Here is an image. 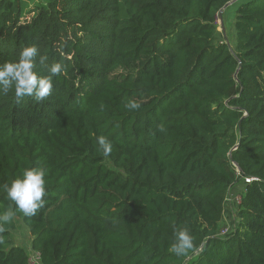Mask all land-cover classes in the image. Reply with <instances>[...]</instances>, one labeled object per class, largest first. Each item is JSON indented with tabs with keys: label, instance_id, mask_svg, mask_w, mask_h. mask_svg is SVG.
<instances>
[{
	"label": "trees",
	"instance_id": "obj_1",
	"mask_svg": "<svg viewBox=\"0 0 264 264\" xmlns=\"http://www.w3.org/2000/svg\"><path fill=\"white\" fill-rule=\"evenodd\" d=\"M16 1L0 0V64L34 44L35 70L61 72L41 101L0 94V213L4 183L46 170L44 206L0 232V264H29L18 221L40 264H264V0L237 4L232 38L217 24L232 0H45L24 23Z\"/></svg>",
	"mask_w": 264,
	"mask_h": 264
},
{
	"label": "clouds",
	"instance_id": "obj_2",
	"mask_svg": "<svg viewBox=\"0 0 264 264\" xmlns=\"http://www.w3.org/2000/svg\"><path fill=\"white\" fill-rule=\"evenodd\" d=\"M46 60L47 57L39 54L36 45L24 46L16 61L0 64V94L14 90L17 98L30 96L41 101L48 97L53 89L52 78L61 72V65L53 63L47 66L46 73L37 72L35 70L37 62L44 67ZM125 106L129 110L140 107L134 100H130ZM98 144L105 156L110 155L112 145L105 136L98 137ZM45 175L46 170L41 166L25 167L18 175L2 185L6 198L13 202V211L0 213V232L12 222L15 213L31 217L44 206ZM174 235L176 242L172 245L171 251L183 255L193 249V238L187 228L174 229ZM0 243L3 241L0 240Z\"/></svg>",
	"mask_w": 264,
	"mask_h": 264
},
{
	"label": "rangeland",
	"instance_id": "obj_3",
	"mask_svg": "<svg viewBox=\"0 0 264 264\" xmlns=\"http://www.w3.org/2000/svg\"><path fill=\"white\" fill-rule=\"evenodd\" d=\"M45 0H17V5L19 6L20 14H21V23H24L29 20L34 15V6L37 4H40L44 2ZM237 0L231 2L230 5H228L226 8H224L222 12V26L223 29H221L220 26V20L217 18V24L219 29L222 30L223 36L227 38L233 37V16L234 11L233 8L236 6ZM225 14V16H224ZM226 30V31H225ZM240 189L241 185L238 184L235 187L231 188L229 195L227 197V202L225 204L224 208V221L221 227V234L225 233L226 231H230L234 224V217H236L235 210L238 205V199L240 198ZM224 230V232H222ZM12 242L16 243L20 246H22L27 252L28 256L30 257V264H40L39 261H37V255L36 252L32 254V251L27 245L29 243L30 235L27 230V227L21 222L18 221L17 228L12 232L11 234Z\"/></svg>",
	"mask_w": 264,
	"mask_h": 264
},
{
	"label": "water",
	"instance_id": "obj_4",
	"mask_svg": "<svg viewBox=\"0 0 264 264\" xmlns=\"http://www.w3.org/2000/svg\"><path fill=\"white\" fill-rule=\"evenodd\" d=\"M233 1H235V0L230 1V2L227 3L222 9H220V10L218 11L217 18L220 20V26H221V29H223V26H222V12H223V9L226 8L228 5H230L231 2H233ZM236 73H237V72H236ZM236 73H235V76H236Z\"/></svg>",
	"mask_w": 264,
	"mask_h": 264
},
{
	"label": "built area",
	"instance_id": "obj_5",
	"mask_svg": "<svg viewBox=\"0 0 264 264\" xmlns=\"http://www.w3.org/2000/svg\"><path fill=\"white\" fill-rule=\"evenodd\" d=\"M251 181V178L250 177H246L244 178V183H249ZM238 202H239V199H238ZM237 202V203H238ZM222 232H224V230H222ZM227 232V231H226ZM36 251H32V254H34ZM36 255H37V261H39V255H38V252H36ZM30 257H28V262H30ZM30 264V263H29Z\"/></svg>",
	"mask_w": 264,
	"mask_h": 264
},
{
	"label": "crops",
	"instance_id": "obj_6",
	"mask_svg": "<svg viewBox=\"0 0 264 264\" xmlns=\"http://www.w3.org/2000/svg\"><path fill=\"white\" fill-rule=\"evenodd\" d=\"M242 1H244V0H237L236 3H235V5L237 6V4L240 3V2H242ZM236 6L233 8V11H235ZM224 16H225V14H224Z\"/></svg>",
	"mask_w": 264,
	"mask_h": 264
}]
</instances>
